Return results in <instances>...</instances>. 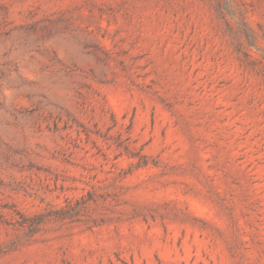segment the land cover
<instances>
[{
  "label": "rangeland",
  "instance_id": "374dc122",
  "mask_svg": "<svg viewBox=\"0 0 264 264\" xmlns=\"http://www.w3.org/2000/svg\"><path fill=\"white\" fill-rule=\"evenodd\" d=\"M0 264H264V0H0Z\"/></svg>",
  "mask_w": 264,
  "mask_h": 264
}]
</instances>
